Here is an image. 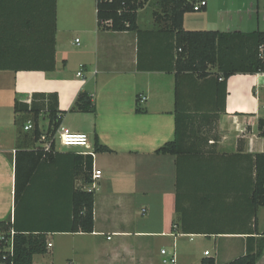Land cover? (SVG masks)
<instances>
[{"label":"crops","instance_id":"0c3cea01","mask_svg":"<svg viewBox=\"0 0 264 264\" xmlns=\"http://www.w3.org/2000/svg\"><path fill=\"white\" fill-rule=\"evenodd\" d=\"M152 1L138 11V33L100 28L97 0H56L55 13L53 0H0V221L45 232L51 243L53 235L78 237L83 245L72 264H84L79 256L87 264H151L143 244L140 252H129L128 241L154 238L165 241L161 255L165 246L175 247L178 264L204 258L181 241H214L222 264L244 254L248 239L264 230V206L254 203V154L264 152L258 129L264 75H232L225 97L223 87L209 79L213 75L181 74V95L196 114L202 131L195 140L204 148L157 153L175 136L176 75L167 71L173 35L154 16L140 24ZM199 12L196 20L190 14L197 11L185 14V29L264 30V0H209ZM36 91L58 94L65 111L61 126L88 134L93 143L97 135L111 149L96 154L89 178L77 174V163L84 164L87 156L82 148L48 152L40 139L33 143L18 135L15 101L30 102ZM81 92L91 95L95 111H70ZM47 120L45 126L40 120L42 132ZM25 150L42 156H21L17 175V153ZM95 169L102 176L93 189ZM76 189L95 191L91 233L68 231ZM223 256L227 259L220 261ZM257 264H264V249Z\"/></svg>","mask_w":264,"mask_h":264},{"label":"trees","instance_id":"16d2710c","mask_svg":"<svg viewBox=\"0 0 264 264\" xmlns=\"http://www.w3.org/2000/svg\"><path fill=\"white\" fill-rule=\"evenodd\" d=\"M56 0H53L55 13ZM151 0H97L98 25L100 28L114 31L133 30L140 33L138 27V11L144 8ZM197 0H157L161 11L154 10L153 16L158 24H163L167 32L174 37L173 63L167 69L175 71L176 75V107H175V136L165 142L156 151L163 154H187L203 151L204 142L197 141V134L202 131L200 124L196 123V114H193L185 105L181 95V74L192 73L198 78L214 79L218 86L223 87L227 95V80L237 73L257 74L264 72V30L219 31V30H189L184 28V16L194 11L193 5ZM215 68V73L211 70ZM189 75V74H187ZM222 79L220 82L219 79ZM224 109V108H223ZM14 110L15 124L18 135L36 142L40 139L42 129L40 120L43 115L49 119L47 132L55 133L61 126L64 110L59 108V97L55 92L36 91L32 94L30 102L16 99ZM71 112H93L94 103L88 92H81ZM137 111H141L140 108ZM205 114L204 116H206ZM219 114H216L218 117ZM29 121L33 124L31 131H25L24 126ZM260 135L264 136V118L258 122ZM207 138L206 136L202 137ZM207 139H205L206 142ZM218 135L215 136L212 146L215 147ZM95 151L105 152L111 149L100 143L95 137ZM42 156V152L34 155L31 151H18L17 175L20 171L21 156ZM51 155V153H48ZM47 155V156H48ZM84 155L77 154V157ZM86 157L85 163H77V174L86 172L91 176L93 157ZM256 166V184L254 203L256 207L264 206V152L254 154ZM81 163V162H80ZM32 165V163H31ZM21 189L16 188V199ZM17 201V200H16ZM94 203L95 191L75 190L72 194L73 226L71 232L94 231ZM14 232L13 235L11 232ZM259 238L250 237L247 241L246 252L222 264H257L264 249V230L257 232ZM0 264H34L36 254L48 251L47 233L24 231L10 221H0ZM192 264H218L213 256L204 257L200 263Z\"/></svg>","mask_w":264,"mask_h":264},{"label":"rangeland","instance_id":"374dc122","mask_svg":"<svg viewBox=\"0 0 264 264\" xmlns=\"http://www.w3.org/2000/svg\"><path fill=\"white\" fill-rule=\"evenodd\" d=\"M153 10L161 11V8L157 4V0H153L151 5L148 6L147 9L142 13V16H140L141 25H147L150 22V20L153 18V14H152ZM190 12H194V11H190ZM197 12L198 13L190 14L191 20H196V18H199L201 13L199 11ZM41 123L44 126L47 125L48 123L47 117H42ZM72 130L76 131L78 129L75 130L72 129ZM50 241L54 243V247L48 248V251L44 254H36L34 256V264H48V263L72 264L73 262L75 263L76 260L72 261V259H74V255L76 257V253L78 252L79 247L83 245V240L79 239L78 237L72 236L71 234H58V235L50 236ZM164 242L165 241L161 238L149 239V241H136V240L128 241L129 252L131 251L140 252L141 249L138 247L142 243L143 246L145 247L146 259L148 258L147 259L148 262H150L151 264H165L162 261V257L164 256L161 255L160 253V249L163 247V244L165 245ZM108 245H114V242L108 241ZM130 245H135L136 247L132 248ZM181 245L185 246L184 249L189 248L190 251H195L198 258L202 256L205 257V255L203 254L205 248L211 252L210 256L217 257V253L219 252V247L217 246L216 242L209 240H201V241L194 240L192 242L183 240L180 242V246ZM165 248L168 250L170 249L169 246H165ZM179 249H181V247ZM226 257L227 256L220 257V261H224V259H227ZM79 259L80 261H82V263L87 264V262L81 259L80 256ZM79 259L77 258L78 261ZM166 264H170V263H166Z\"/></svg>","mask_w":264,"mask_h":264},{"label":"built area","instance_id":"2783aa9c","mask_svg":"<svg viewBox=\"0 0 264 264\" xmlns=\"http://www.w3.org/2000/svg\"><path fill=\"white\" fill-rule=\"evenodd\" d=\"M209 0H197L193 5L194 11H201L208 5ZM264 72H260L259 74ZM78 75H82V71L78 72ZM145 96H142L141 100L144 101ZM26 130H32L33 124L29 121L25 125ZM40 141L43 143V148L48 151L58 150V147L63 148H82L84 155H91L93 160L96 157L97 152L95 151L94 143L91 141L90 137L86 133L74 132L66 127L60 126L55 133L49 134L47 131L42 132ZM102 176V171L99 169L93 170V183L92 188H96V181ZM92 189V190H93ZM13 235V231L11 232ZM52 243L48 242V247H51ZM209 251H206L208 254ZM162 254L164 255L163 262L170 264H177V254L175 247H172L171 250L162 249Z\"/></svg>","mask_w":264,"mask_h":264}]
</instances>
